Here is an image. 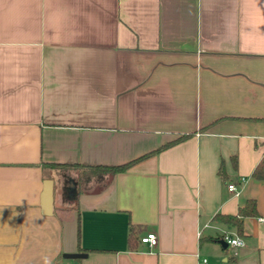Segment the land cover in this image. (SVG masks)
I'll list each match as a JSON object with an SVG mask.
<instances>
[{
    "label": "crops",
    "instance_id": "crops-1",
    "mask_svg": "<svg viewBox=\"0 0 264 264\" xmlns=\"http://www.w3.org/2000/svg\"><path fill=\"white\" fill-rule=\"evenodd\" d=\"M262 155L264 0H0V264H264Z\"/></svg>",
    "mask_w": 264,
    "mask_h": 264
},
{
    "label": "trees",
    "instance_id": "trees-1",
    "mask_svg": "<svg viewBox=\"0 0 264 264\" xmlns=\"http://www.w3.org/2000/svg\"><path fill=\"white\" fill-rule=\"evenodd\" d=\"M188 137V134H182L178 136L177 138L168 141L167 143L163 144L159 148L149 151L139 157H136L135 159H132L126 163L118 164V165H80L82 167V170L78 172L77 176V184L81 188V185H85L86 183L90 182L91 180H94L96 182H99V185L101 187L105 186L107 182L109 181V178L112 177L113 175L122 172L135 164L136 162L151 156L158 151H160L163 148H166L170 145L175 144L176 142H179L183 139ZM49 166L52 167H66L69 165L65 164H49ZM79 166V165H78ZM219 174L221 177L224 176V172L222 168L220 167ZM252 177L256 179H264V155H262L261 159L259 162L256 164L255 168L252 171L251 174ZM80 190V189H79ZM256 214V207H255V201L254 199H249L245 202L244 206L241 207L238 210L237 215H223V214H216L214 215V219L218 221H222L226 224H231L236 227L237 231L239 233L242 232V223H241V218L244 216H249V215H255ZM137 226L133 224H129V229H128V242H129V247H132L136 241H137V233H136ZM219 237L213 238V240H219ZM140 241V239H139Z\"/></svg>",
    "mask_w": 264,
    "mask_h": 264
},
{
    "label": "built area",
    "instance_id": "built-area-1",
    "mask_svg": "<svg viewBox=\"0 0 264 264\" xmlns=\"http://www.w3.org/2000/svg\"><path fill=\"white\" fill-rule=\"evenodd\" d=\"M227 189L228 191L232 192L234 195H237L238 194V188L237 186L234 184V183H230L227 185ZM259 221H264V218H258ZM221 240L222 241H225L227 244H230L232 246H241L243 245V242L242 240L235 236V237H232L231 235H229L228 233H223L221 235ZM140 241L142 243H146L148 244L149 246H153L157 243V237L154 233H147L146 235L142 236L140 238ZM54 264H72L70 262H67V261H64V262H56Z\"/></svg>",
    "mask_w": 264,
    "mask_h": 264
},
{
    "label": "water",
    "instance_id": "water-1",
    "mask_svg": "<svg viewBox=\"0 0 264 264\" xmlns=\"http://www.w3.org/2000/svg\"><path fill=\"white\" fill-rule=\"evenodd\" d=\"M53 180L48 178L43 181V188L41 192V206L42 213L44 215H49L52 213V205H53ZM220 243L224 246L227 245L225 241H220ZM77 254H68L66 257H75Z\"/></svg>",
    "mask_w": 264,
    "mask_h": 264
}]
</instances>
